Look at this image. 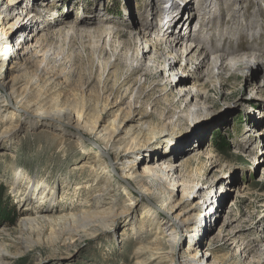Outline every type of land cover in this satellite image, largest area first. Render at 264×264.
I'll return each mask as SVG.
<instances>
[{"label": "rangeland", "instance_id": "rangeland-1", "mask_svg": "<svg viewBox=\"0 0 264 264\" xmlns=\"http://www.w3.org/2000/svg\"><path fill=\"white\" fill-rule=\"evenodd\" d=\"M8 2L0 0V13L6 11L14 19L26 9L35 17L28 34L32 31L38 34V39L31 43L38 54L32 56L35 69L26 73L23 79L29 75L27 80L30 82V78L38 77V69L40 74L43 70V73L48 71L58 80H42L40 86L46 96L87 91L94 101L111 98V102L124 101L125 105L132 96L135 101L143 87L144 95L136 104L139 110L147 112L150 115L148 120L155 124L165 120L170 122L178 137L176 145L168 152V162L178 168L175 177L170 176V180L179 182L175 191L177 199L192 195L190 187L202 189L203 184H207L197 203L205 199L212 204L217 192L218 199L213 202L223 201L218 215L215 209L216 212L212 210L202 218L212 225L209 238L215 242L210 248L209 264H264L261 243L264 240V66H257L259 61L264 63L257 55L264 49V42L251 44L252 49L240 53L238 58H246L249 69L234 66L227 71L220 69V61L216 62L220 54L209 51L206 54L202 46L203 43L209 47L221 44L230 48L233 46L231 39L237 41L240 33L246 30V24H251L253 33L262 35L264 41V0H206L202 10L199 0L191 3L190 0H21L16 8L9 7ZM45 2L51 5L43 7ZM228 4L230 11L238 15L232 23H229L228 14L221 11L222 6ZM188 5L194 6V10L185 15ZM177 7H180L179 11L173 13ZM51 13H55V17ZM215 16L218 18L213 20ZM183 17L181 24L175 23V27L169 29L171 20H182ZM10 20L13 23L17 19ZM202 22L208 27L198 34ZM147 23L152 25L150 36L159 45L153 49L156 67L147 61L143 63V46L130 34L134 28ZM108 27L114 29L115 35L111 39L105 35L98 37V33ZM72 29L73 36H60L59 30L66 34ZM245 33L250 39L251 32ZM168 34L173 40L184 36L177 47L175 61L164 56L166 47L171 45L163 40ZM216 34L227 35L230 39L223 44L213 41ZM40 45L50 53L51 61L43 60ZM102 49L105 50L104 56L101 55ZM57 53L59 58L54 55ZM103 58L110 65L105 62L102 65ZM171 63L179 70L177 77L170 71ZM114 65L117 68H112ZM192 71H196V79L190 77ZM3 78L1 72L0 80ZM126 80L130 85L124 87ZM182 80H189V87H194V93L200 94L199 107H193L196 98L187 102L180 95V88L187 84ZM26 115L23 114L24 121L32 120ZM3 122L0 119V134L5 129ZM57 135L50 130L29 131L19 135L13 143L0 137V192L5 214L15 220L0 218V264H142L143 260H146L144 264H156L146 255L140 260L137 253L144 244L131 232L125 241L108 234L92 239L78 238L72 242H51L45 237L39 243L38 236L34 235L33 241H38L37 245L29 244V250L23 252L24 236L19 226L24 214L19 203L20 195L16 196L13 191L16 175L25 172L33 181L46 182L57 192L55 198L59 206H72L73 210L82 208L83 204L78 200L84 196L86 183L92 177L90 169L83 170L86 155L76 145L62 148ZM167 138L158 141L166 146L170 144ZM85 147L92 155L97 150L96 142L90 139L85 141ZM153 156L143 155V161H146L141 170L147 164H153ZM255 160H261L260 165L255 164ZM112 173L114 180L120 181L113 169ZM164 178L166 185L171 187L168 178ZM170 189L174 191L173 187ZM130 191L137 196L134 189ZM122 193L117 192L126 199ZM137 199L140 203H147L144 197ZM152 201L157 205L160 203L158 197H153ZM201 210L198 209L197 213ZM151 236L144 233L143 237ZM183 248L187 249L186 246ZM163 264L174 262L167 260Z\"/></svg>", "mask_w": 264, "mask_h": 264}, {"label": "bare ground", "instance_id": "bare-ground-1", "mask_svg": "<svg viewBox=\"0 0 264 264\" xmlns=\"http://www.w3.org/2000/svg\"><path fill=\"white\" fill-rule=\"evenodd\" d=\"M191 2L193 0H190L189 3ZM199 2V7L202 10L206 0H199ZM18 4H21V0L20 2L9 0L7 5L16 8ZM49 5L51 4L48 2L43 3V7H49ZM229 5L222 6L221 11L223 14H228L229 23H232L236 21L238 15L233 13V10L230 11ZM179 9L180 7H177L173 13L178 12ZM193 10L194 6L188 5L185 15L186 13L192 14ZM247 12L249 9L245 14ZM182 13H180L181 16L184 14ZM51 14L55 17V13ZM184 17L182 20H171L172 25L169 29L175 23L181 24ZM34 18L29 10L22 9L21 13L14 18L17 19L16 22L11 23L10 19H14L10 18L8 12L0 13V71L4 77L3 80L1 79L2 81L0 80V119L2 122L4 121L5 128L0 137H5L10 143H13L19 138V135L25 132L44 130L55 132L60 137L58 141L62 148L76 145L86 155L82 163L83 170L90 169L92 177L90 180L88 179L89 181L87 180L84 196L82 195L83 197L78 200L83 204H81L82 208L73 210L72 206H59V202L55 198L57 192L54 187L50 188L46 182L33 181L25 172L16 173L13 191L16 196L20 195L19 203L24 214L19 226L24 236L23 252L29 250L31 247L29 244L37 245L38 241L41 243L45 237L50 238L51 242H72L78 238L92 239L110 234L112 238H122V241H125L131 232L133 237H136L142 245L144 244L137 253L140 260L142 256L146 255L154 259L156 264H163L167 260L174 264L176 261L178 264H209L210 248L214 242L209 238L212 225L202 218L215 209L218 215L223 201L213 202L218 199L217 192L212 198V204L205 199L201 203H197V198L203 194L207 184H203V190L198 187H190L189 191L193 192L189 197L182 196L181 199H177L175 196L179 182L170 180V176L172 174V178H174L178 173V168L168 162L169 148L175 146L178 139L175 136L173 125L166 120L155 124L148 120L150 115L147 112L139 110L136 104H139L144 95L143 87L136 95L135 101L132 96L125 105L124 101L111 102V98L103 100L98 98L94 101L87 95V91L85 93L72 91L68 95L58 93L46 96L40 86L42 80L48 82L58 80L48 71L43 73V70L40 74V69H38V77L30 78L31 83L27 80L29 75L23 79V76L27 75L26 73L35 69L36 63L32 56L34 53L35 57L38 54H36L37 51L34 52L33 44H31L32 41L38 39L36 38L38 34H34L33 31L28 34L33 27ZM217 18L218 16H215L213 20ZM54 20L56 19L54 18ZM190 24L192 25V23ZM151 27L152 25L147 23L142 27L134 28L130 34L143 46V63L147 61L156 67L157 61H155L153 49H157L159 45L149 34ZM207 27L206 23L202 22L198 34L203 33ZM254 27L256 28L255 24ZM47 28L48 26L45 27V30ZM113 30L108 27V29L102 30L103 33H98V37L105 35V38L111 39L115 35ZM253 30L251 24H246V30L240 33L238 40L231 39L233 46L230 48L222 47L221 44L209 47V44L203 43L202 46L206 50V54L209 52L220 54V58L216 62L220 61L221 70L227 71L234 66L238 69L244 67L249 69L250 66L245 63L246 58L238 57L240 53L252 49L251 44L264 42L262 35H255ZM248 31L252 34L250 39L245 33ZM73 32L74 29L63 34V31L59 30L60 36L65 35L68 38L74 35ZM19 33L21 35L17 36ZM171 37L169 35L163 39L167 45L171 44L169 48L166 47L167 54L164 56L175 61L177 47L181 45L184 36L180 35L175 40ZM227 39H230L227 35L216 34L213 36V41L221 43ZM39 48L43 60L51 61L50 53L45 52L41 45ZM54 55L57 58L60 57L59 53ZM101 55H105L104 49H102ZM257 55L264 60V49L259 50ZM101 62L102 65L104 62L107 63L104 58ZM216 62L214 64L217 65ZM173 63L169 65L170 71L174 77H177L176 73L179 70ZM108 65L110 64L107 63ZM261 65L264 66V63L259 61L257 66L261 67ZM6 67H8L7 73L5 72ZM112 68H117V66L114 65ZM190 77L196 79V71H192ZM183 82L187 84L180 88V95L182 98H186L187 102L196 98L197 103L193 107H199L200 94L194 93V87H189V80H182ZM124 84L126 87L130 85V82L126 80ZM23 114L29 115L32 120L24 121L26 119L23 120ZM66 126L72 130L66 129ZM165 137H168L167 139L170 141V144L166 146L158 141ZM89 139L96 142L97 150L94 155L88 153L85 147V141ZM145 153L154 155L151 162L153 164L151 166L147 164L141 170L142 164L146 161H143ZM258 163L260 165L261 160H255V164ZM112 169L120 181L114 180ZM164 177L168 178L174 191L163 181ZM131 188L134 189L137 196L130 191ZM118 191H123L122 194L126 199L118 196ZM139 196L146 198L147 203H140L141 201L139 202L137 199ZM153 197L160 199L158 205L152 201ZM198 209L202 210L197 213ZM140 211L142 212L140 213ZM47 232L49 234L46 235ZM144 233H150L152 236L144 238ZM160 233L163 235L162 237H160ZM34 235L38 236L37 242L33 241ZM261 243L264 246V240ZM185 246L186 250L183 248ZM145 261H141L142 264Z\"/></svg>", "mask_w": 264, "mask_h": 264}, {"label": "trees", "instance_id": "trees-1", "mask_svg": "<svg viewBox=\"0 0 264 264\" xmlns=\"http://www.w3.org/2000/svg\"><path fill=\"white\" fill-rule=\"evenodd\" d=\"M3 196H2V193L0 192V218L1 217H4V218H8L9 220H11L12 222H14L15 220L11 217H8V215L5 214V208H3ZM5 214V216H4Z\"/></svg>", "mask_w": 264, "mask_h": 264}]
</instances>
